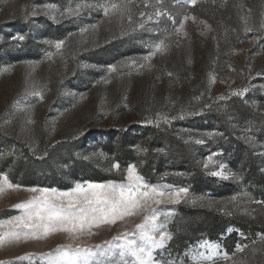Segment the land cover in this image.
<instances>
[{
	"label": "rangeland",
	"instance_id": "374dc122",
	"mask_svg": "<svg viewBox=\"0 0 264 264\" xmlns=\"http://www.w3.org/2000/svg\"><path fill=\"white\" fill-rule=\"evenodd\" d=\"M105 2L0 0V174L22 186L0 195V221L21 214L12 206L31 197L24 189L63 192L77 183L124 182L127 167L135 165L149 184L189 189L180 203L154 205L171 237L163 249L154 250L155 264H194L193 257L209 254L201 247L204 241L217 246L214 264H264V250L261 260H252L258 252L253 240L233 228L216 240L203 233L188 236L191 219L178 209L200 211L221 204L247 214L264 205L241 171L245 152L252 153L264 186V2L196 0L192 5L190 0H149L150 6L144 7V0H132L131 23L127 15L105 16L101 7L63 15L77 4ZM46 4L52 7L46 9ZM227 4L237 9L236 27L223 19ZM140 12L152 14V19ZM142 21L144 27L138 28ZM181 21L184 29L178 34ZM246 27L251 31L245 32ZM82 28L87 29L83 34ZM21 35L23 40L14 39ZM166 37L165 52L143 59L155 51L151 45ZM59 40L65 44L58 51ZM110 65L116 66L114 72L108 71ZM37 91L42 98L33 95ZM230 102L245 107L240 119L229 118L226 131L210 126V108ZM131 134L135 140L127 139L121 149L119 138ZM154 136L190 152L194 165H174L158 144L152 145ZM158 160L159 170L154 167ZM115 163L119 169L112 168ZM195 176L203 189L195 188ZM224 186L228 195L222 198L216 190ZM144 214L77 241L56 234L44 241L5 245L0 261L47 264L41 254L68 243L97 251L95 245L107 247L104 242L118 233L134 231ZM231 236L229 251L225 243ZM255 240L264 241V236ZM238 244L246 245L243 251L237 250ZM107 264L125 262L116 255Z\"/></svg>",
	"mask_w": 264,
	"mask_h": 264
},
{
	"label": "snow or ice",
	"instance_id": "6c2138e0",
	"mask_svg": "<svg viewBox=\"0 0 264 264\" xmlns=\"http://www.w3.org/2000/svg\"><path fill=\"white\" fill-rule=\"evenodd\" d=\"M155 2L159 4L161 0H155ZM190 2L194 5L196 0H190ZM131 3L132 0H106L102 5L77 4L75 9H66L63 15L65 17L78 16L83 8L101 7L105 16L112 14L123 18L127 15L131 23ZM148 6H150L149 0H144V7ZM44 7L47 9L52 5L46 4ZM35 14V11L31 13V15ZM139 15L141 17L147 15L149 20L152 19L150 13L140 12ZM156 15L159 16L161 13L157 11ZM91 27L95 28V26ZM137 27L143 28L144 22L139 23ZM207 27L205 25V28ZM183 29L184 22L181 21L179 27L176 28V33L180 34ZM86 31V28L80 29L82 34ZM250 31V28H245V32ZM183 34L187 35L186 32ZM14 39L23 40L24 36L21 35ZM166 39L167 37L151 45L155 51L150 52L149 56L143 59L148 60L157 52L161 54L165 52L167 50ZM64 44V40L56 41L55 48L59 51ZM48 55L50 57L52 54ZM115 70V65H110L108 68L109 72ZM246 91L247 89H244V92ZM237 94L243 95V92ZM33 95L42 98L38 91L33 92ZM164 119L167 118L164 117ZM196 143H201V141L198 140ZM119 167V163L112 165L114 169H119ZM220 167L223 168V165ZM211 174L222 176L224 179L228 178L223 176L222 172ZM21 187L11 183L7 175L0 174V195L7 191L21 190ZM24 190L32 193L31 197L12 206L21 210V214L6 221H0V247L21 242L44 241L56 234H64L70 241H77L81 237L97 235L102 227L110 228L120 221H126V218L145 213L142 222L135 225L134 231L118 233L110 241L104 242L107 247L97 244L95 245L97 251H93L79 244L75 246L72 243L58 245L52 251L41 254L47 264H107V261L116 255L125 264H155L154 250L163 249L171 237L163 230L164 225L159 222L160 213L154 205L177 204L189 196V189L186 187L173 188L169 185L147 183L138 173L135 165L127 167L124 182L77 183L72 189L63 192L40 187ZM201 247L208 248L209 254L199 253L198 256L193 257L194 264H202L203 261H212L214 264V257L218 255L217 246L204 241ZM244 247L246 245L238 244L237 250L243 251ZM224 258L228 259V256L225 254ZM18 259H24V257H18ZM0 264H5V262L0 261Z\"/></svg>",
	"mask_w": 264,
	"mask_h": 264
},
{
	"label": "trees",
	"instance_id": "16d2710c",
	"mask_svg": "<svg viewBox=\"0 0 264 264\" xmlns=\"http://www.w3.org/2000/svg\"><path fill=\"white\" fill-rule=\"evenodd\" d=\"M264 2V0H260ZM225 24L229 26H238L239 15L237 9L233 8L231 4H227L223 17ZM257 25V24H256ZM245 107L238 102H230L226 104H214L210 111L206 114L207 123L210 126H216L222 131H226L227 123L229 118L240 119V116L244 114ZM136 138L135 135L131 134L129 137H120L118 140V146L121 149H124L127 145V139L129 141H134ZM154 144H158L161 147L165 155L170 157L174 165L182 167L187 165L191 167L194 165L195 160L190 152L180 148V147H169L167 143L163 142L160 138L154 136ZM241 171L243 177L249 182L252 186L253 191L256 193L257 197H262L264 199V186L262 185V176L258 172V163L256 158L252 153L245 152L244 158L241 163ZM151 167V163L148 164ZM158 170L161 167V160L154 165ZM155 169V168H154ZM193 183L197 190L203 189V184H201L200 179L195 176L193 178ZM209 187L213 189V181L209 183ZM217 195L220 197H225L228 195L227 188H218ZM179 215L190 217L191 221L189 226H187L186 231H188V236L193 237L198 233H203L206 238L216 240L220 236L226 234L229 228H233L237 231L243 233L246 238L253 240L254 245L252 248L258 251L255 257H251L250 254H245L246 258H250L254 261L261 260V256L264 250V241H256L255 237L257 235L264 236V205L257 206L255 210L250 211V213L241 214L235 212L232 207L224 206L221 204H211L209 209L202 210H189L185 211L183 206H179ZM200 215H199V214ZM200 219V220H197ZM234 236H231L227 239L225 243L227 249L230 251L233 246ZM252 244L249 245V248H246V252L250 249ZM253 261V262H254ZM251 262V261H250Z\"/></svg>",
	"mask_w": 264,
	"mask_h": 264
}]
</instances>
